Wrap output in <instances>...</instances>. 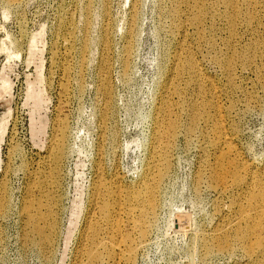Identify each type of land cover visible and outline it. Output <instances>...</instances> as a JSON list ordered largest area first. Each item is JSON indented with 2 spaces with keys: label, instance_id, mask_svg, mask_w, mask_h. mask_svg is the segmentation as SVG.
Returning a JSON list of instances; mask_svg holds the SVG:
<instances>
[{
  "label": "rangeland",
  "instance_id": "1",
  "mask_svg": "<svg viewBox=\"0 0 264 264\" xmlns=\"http://www.w3.org/2000/svg\"><path fill=\"white\" fill-rule=\"evenodd\" d=\"M158 5L159 0H142L129 74L120 75L116 60L111 69L118 148L114 160L107 158L106 167L111 170L119 165L121 175L130 184L137 181L148 156L157 62L167 47L164 43L168 37L160 27L163 20L159 18ZM128 6L129 0H19L10 5L0 0V193L5 190L8 203L4 214L0 213V264H74L93 177L96 107L101 97L96 92L100 26L106 10L115 28V58L121 34L118 27L124 22ZM256 17L258 20L251 28L239 27L233 38L238 45L233 64L236 76L229 93L220 98L227 127L232 125L236 129L234 145L241 161L251 164L252 170L264 164V51L246 50L252 41L264 39L261 12ZM219 22L222 30L213 38L212 48L205 46V57L201 58L203 71L213 80H221L222 72L212 57L227 53L224 43L228 30ZM83 40L86 51L81 64ZM245 55L249 58L245 59ZM66 65L70 69L64 77ZM63 84L66 96L58 112ZM35 90L42 92L40 102L30 97ZM187 98L204 100L193 85L185 93L184 100ZM57 114L65 115L67 124L64 196L57 209L54 207L58 225L53 241L43 249L26 221L23 205L28 196V169L36 167L37 160L48 154L47 144ZM187 122L181 115V123ZM212 125L213 120L200 119L201 129ZM206 141L211 140L199 131L196 135L177 133L169 150L168 173L158 186L154 218L132 264H264V254L252 258L247 255L246 249L254 244L246 248L237 244L230 252L203 254L206 248L199 234L213 231L221 224V216L231 213L232 200L241 190L239 186L232 195L219 196L216 187H212L215 183L210 169L219 153L211 148L204 150ZM197 172L203 173L198 183ZM121 219L128 222L124 213ZM210 245L207 248H215L213 242Z\"/></svg>",
  "mask_w": 264,
  "mask_h": 264
},
{
  "label": "bare ground",
  "instance_id": "2",
  "mask_svg": "<svg viewBox=\"0 0 264 264\" xmlns=\"http://www.w3.org/2000/svg\"><path fill=\"white\" fill-rule=\"evenodd\" d=\"M3 1L6 5L19 2ZM141 3L142 0H129L128 10L124 12V22L118 27L121 28V34L115 58L112 54L115 28L109 14L106 10L103 12L96 81V92L101 97L98 98L96 107L97 140L91 159L93 177L84 210V227L82 225L80 236L78 235L80 243L76 247L74 264L133 263L135 252L145 243L149 223L154 218L158 186L168 173L169 150L180 131L189 135H196L199 131L202 137L211 140L204 143V150L211 148L214 153H219L215 166L210 169L215 183L212 187H216L219 196L232 195L241 186L237 197L232 200L231 213L221 216V224L213 231L199 234L204 242L203 247L206 248L203 254L208 255L213 251L230 252L237 244L244 248L254 244L246 249L247 255L250 258L263 255L264 164L252 170L251 164L241 161L234 145L236 129L232 125L227 127L221 113L220 98L229 93L236 76L233 64L238 45L233 43V38L239 27H252L258 20L257 12H261L260 21L264 24V0H162V3L159 0L157 8L159 18L163 20L160 27L168 37L164 43L167 47L163 49L157 62V92L152 110L148 156L137 181L130 184L121 175L119 165H114L111 170L106 167L107 158L111 156L114 160L118 148V131L113 117L115 106L111 69L116 60L121 76H127L131 70ZM88 8L87 6L85 9ZM219 20L224 29L228 30V38L224 43L227 53L225 56L212 57V61L222 72L221 80H213L203 71L201 58L205 57V46L212 48L213 38L222 30ZM81 44L80 63L83 64L85 40ZM259 49L264 51L263 38L246 46L247 51L257 52ZM244 57L249 58L246 55ZM69 69L68 65L64 66V77L69 75ZM192 85L197 87L198 95L204 97L202 102L192 98L184 100L187 89ZM65 96L66 85L63 84L58 112L64 106ZM30 97L39 102L43 99L40 90H35ZM175 97L183 100L177 101ZM211 110L214 112L210 113ZM62 115L57 114L53 121L52 134L47 144L48 154L37 160L36 167L30 166L27 174L30 179L23 212L43 249L53 241V233L58 225L57 204L64 196L63 160L67 152V124L65 115ZM181 115L188 121L185 125L181 123ZM202 118L206 122L213 120L212 128L206 126L205 130L201 129L199 125ZM207 130V134L204 133ZM202 177L203 173L197 172L196 182H200ZM42 195L44 199L41 198ZM7 204L6 192L3 190L0 193V213L5 211ZM122 213L127 215V223L121 219ZM177 219L181 220L179 215ZM211 242L215 248H207L211 246Z\"/></svg>",
  "mask_w": 264,
  "mask_h": 264
}]
</instances>
